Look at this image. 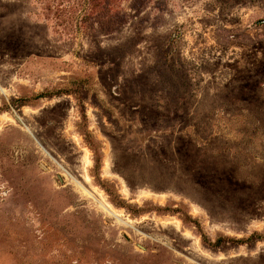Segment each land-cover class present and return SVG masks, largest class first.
<instances>
[{"label":"rangeland","instance_id":"obj_1","mask_svg":"<svg viewBox=\"0 0 264 264\" xmlns=\"http://www.w3.org/2000/svg\"><path fill=\"white\" fill-rule=\"evenodd\" d=\"M0 264H264V0H0Z\"/></svg>","mask_w":264,"mask_h":264},{"label":"trees","instance_id":"obj_2","mask_svg":"<svg viewBox=\"0 0 264 264\" xmlns=\"http://www.w3.org/2000/svg\"><path fill=\"white\" fill-rule=\"evenodd\" d=\"M100 166V159L99 157L96 159V167H99Z\"/></svg>","mask_w":264,"mask_h":264}]
</instances>
